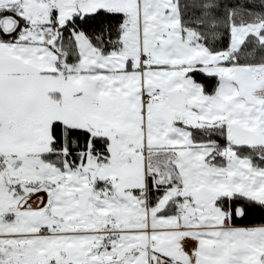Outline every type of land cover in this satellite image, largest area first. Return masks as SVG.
I'll return each instance as SVG.
<instances>
[{
  "label": "snow or ice",
  "instance_id": "obj_1",
  "mask_svg": "<svg viewBox=\"0 0 264 264\" xmlns=\"http://www.w3.org/2000/svg\"><path fill=\"white\" fill-rule=\"evenodd\" d=\"M0 264H264V0H0Z\"/></svg>",
  "mask_w": 264,
  "mask_h": 264
},
{
  "label": "trees",
  "instance_id": "obj_2",
  "mask_svg": "<svg viewBox=\"0 0 264 264\" xmlns=\"http://www.w3.org/2000/svg\"><path fill=\"white\" fill-rule=\"evenodd\" d=\"M258 219H252L250 218L249 220L247 221H244L243 224H241L240 226H245V225H249V224H253V223H258Z\"/></svg>",
  "mask_w": 264,
  "mask_h": 264
}]
</instances>
